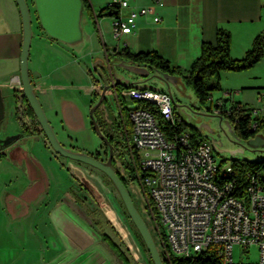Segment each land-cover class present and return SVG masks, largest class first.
I'll use <instances>...</instances> for the list:
<instances>
[{
	"label": "crops",
	"instance_id": "obj_1",
	"mask_svg": "<svg viewBox=\"0 0 264 264\" xmlns=\"http://www.w3.org/2000/svg\"><path fill=\"white\" fill-rule=\"evenodd\" d=\"M14 2L8 0L6 4L14 10V18L10 20L0 14V60L6 62L0 73V78L6 80L0 82V87L7 90L6 95L11 91L6 86L20 73L22 28ZM131 3L150 6L152 12L140 16L137 29L124 36L126 47L135 53L156 51L183 70L200 55L203 42H216L218 29L230 33L233 58H242L254 38L264 33V0H161L160 3L131 0ZM154 15L159 16L158 22L154 21ZM94 20L97 23L98 17ZM36 28L31 40L35 42V50L28 59L29 77L58 139L67 147L83 150L74 143L80 129L91 131V139H100L91 128L89 116L99 89L92 86L89 98H81L74 92V86L70 85V46L78 45L52 38ZM82 47L75 49L81 51ZM110 47L103 42L100 54L91 52L92 67L94 62L105 63L107 51L111 49L112 53L114 49ZM224 76L227 83L232 81L220 84L225 90L216 100L247 105L244 103L250 100L246 93L255 94L264 87L262 76L253 71L221 72L219 79L224 80ZM231 89H237L238 93L231 95ZM7 97L8 105L13 106V97ZM97 142L100 141H92L93 150ZM5 147V154L0 157V264H123L102 238L108 234L100 229L82 202L90 193L89 185L84 183L85 177L79 179L73 170L84 172L90 165L56 158L42 135H35L31 149L20 143ZM10 151H14L15 157L10 158Z\"/></svg>",
	"mask_w": 264,
	"mask_h": 264
},
{
	"label": "built area",
	"instance_id": "obj_2",
	"mask_svg": "<svg viewBox=\"0 0 264 264\" xmlns=\"http://www.w3.org/2000/svg\"><path fill=\"white\" fill-rule=\"evenodd\" d=\"M106 7L113 12L111 30L118 48L127 46L124 36L137 29V19L152 12L150 6H134L131 0H109ZM153 19L160 20L158 15ZM132 96L157 97L164 105V115H156L140 104L129 109V117L141 168L148 173L147 191L158 203L161 221L169 232L171 253L183 257L207 253L216 264H264V183L258 175L248 173L245 192L235 195L233 168L227 165L224 169L228 180L217 181L220 163L209 142L194 143L187 131L168 134L161 128L159 119L176 125L175 99L170 93L135 86L121 88L118 93V98ZM256 100L259 107L248 106L253 130L264 120V87L257 91ZM233 107L243 105L219 99L209 111L229 116ZM253 246L258 249L256 261L234 262L235 247L247 253Z\"/></svg>",
	"mask_w": 264,
	"mask_h": 264
},
{
	"label": "rangeland",
	"instance_id": "obj_3",
	"mask_svg": "<svg viewBox=\"0 0 264 264\" xmlns=\"http://www.w3.org/2000/svg\"><path fill=\"white\" fill-rule=\"evenodd\" d=\"M7 1L8 0H0V14L11 20L14 18V14L12 13L14 10L11 6L9 7L6 5ZM27 1L32 12V27L33 30L37 31L36 27L40 24L35 19L36 13L34 12L33 0ZM108 1L109 0H88L91 7L97 13L103 8H106ZM15 5L17 7L16 3ZM16 9H18V7ZM98 22L96 23L94 19L87 14H84L81 20V25L84 31V39L81 42L82 44H78V46H70V85L72 84L74 86V92L79 93L81 98L83 96L89 98L92 86L97 89L101 87V84H99L100 80L97 78L98 73L92 71L91 52L96 51L98 52L97 54H100L103 49V42L113 48L117 47L118 43L117 39L112 34L110 16H98ZM101 35L103 37H101ZM101 38H104V41ZM34 43L35 42L31 43L30 54L35 50ZM79 45H83L81 51L75 49V47H79ZM5 64V61L0 60V73H3L1 70H4ZM87 67L91 69L90 72L92 76L88 73L89 71H87ZM118 70L127 73L124 69L118 68ZM247 71H253V73L256 72L260 74L264 81V56L257 63L255 68L252 67ZM222 72L234 73L230 71ZM225 78L227 77L224 76V80H221L217 76H212L206 80V83L208 86H216L222 83L226 85L232 81L230 79V81H228L229 83H227ZM5 80V78H0V82L2 83H5ZM148 83L157 89L167 91V84L161 79L153 77ZM170 87L172 96L175 99L176 120H178L179 124L183 127V131H187L190 134L196 133L198 134L199 140H204L211 144L212 153L220 163L221 173L228 172L224 171V169L227 165H231L232 160L234 159H248L254 161L256 159L264 158V129L257 133L256 136H258L259 139L248 144L246 140H238L232 135L231 127L226 118L221 119L219 115L213 114L209 111V107L216 101L215 98L221 96L223 90H225L223 87H220V89H213L210 93L209 99L203 106L198 104L193 89L191 86L185 84L181 76H179L176 82L171 83ZM118 89L121 90V87H118ZM229 91L231 92V95L238 93L237 89H231ZM4 92H7V90L4 89ZM246 97L250 100L248 103H244L247 104V106L254 108L260 106L256 100V92L254 94V92L249 91L246 93ZM77 99L75 100L78 101L79 99ZM120 99V108L126 118V127L129 130L130 141H128V137L124 132L122 118H118L120 108L113 96L107 95L106 100H104V102H102V104L96 109L95 116L101 123V128L104 132L112 135L114 139L119 142L120 149H122L124 154L123 157L117 159V168L127 179L128 190L130 191L137 209L148 225L159 251L161 253L165 252V242L171 252V245L168 243L169 232L166 230L161 218L153 213V206H149L148 204V199L151 200L152 193L147 191V189L144 192L143 189L139 187L140 185H138V183L131 180V174L126 167V162L129 159L127 153L129 149L128 144L133 141L129 109L140 105V102L134 101L129 97H125L124 99L121 97ZM259 112L262 113V111ZM159 121L162 122L161 119H159ZM80 130L81 131L77 135L74 143L77 142L79 148H84L82 152H99L102 154L103 148L101 146V140L99 138V140H96L95 137H92L91 139V131L89 130ZM92 141H100L97 142L98 146L94 151H92ZM26 143L29 146L27 141ZM74 148V150L79 151L77 150V147ZM9 156L10 158L15 157L14 151H10ZM72 161L76 160H71L70 162ZM86 167L88 170H85L84 172L76 169L73 170V173L79 179L85 177L83 181L87 186L89 185L88 188L90 189V193L86 192L87 196L82 202H85L84 204L96 224H98L100 229L105 231L116 242V244L119 245L122 251L125 252L130 264H153L149 257L148 250L143 244L144 241H142L139 231L126 212L127 210L114 184L101 170L93 166ZM83 192H85V190H83ZM91 197H93V199L96 197L97 199L93 200ZM193 257H196V254H194ZM233 259L235 263L254 262L258 259V249L253 246L250 251L243 253L240 248L235 247L233 251Z\"/></svg>",
	"mask_w": 264,
	"mask_h": 264
},
{
	"label": "trees",
	"instance_id": "obj_4",
	"mask_svg": "<svg viewBox=\"0 0 264 264\" xmlns=\"http://www.w3.org/2000/svg\"><path fill=\"white\" fill-rule=\"evenodd\" d=\"M83 5H84V14H87L92 19H94L95 16L96 17L104 16V15L110 16L113 13L109 7L103 8L97 13L91 7L88 0H83ZM230 48H231L230 33L226 30L218 29L216 42L215 43L203 42L201 46L200 55L192 62L190 67L186 70H183L179 66L172 64L169 60L161 56L156 51L135 53L132 52L127 47L114 48L113 53L107 51V59L109 61L113 59L122 60V61L130 62L140 67H145L150 71V74L167 73L172 76L173 75L181 76L185 84L191 86V88L193 89L198 104L203 106L209 99L211 91L216 88L220 89L219 84L216 86L207 85L206 80L209 77L217 76L219 78V75L222 71L241 72L248 70L253 66H255L263 58L264 33H261L254 38L252 47L245 53V55L242 58H233L231 56ZM96 96L97 98L95 102L99 98L98 94H96ZM116 101H117V105L120 108L121 107L120 97L116 99ZM235 103L240 104L238 102ZM141 106L149 110H152L154 113L156 112L155 108L150 104L142 103ZM233 108L234 109L231 115L229 116L222 115L220 117L227 119V121L230 123L232 129L234 130V133L236 134L239 140H247L249 138H252L255 135H257L259 131L264 129V120L260 122V125L256 130L252 129L251 127L252 117L250 114L251 113L250 107H248L247 105H243V107L240 108H236V107ZM22 117L24 118V120L28 122L27 124H31L34 127L33 128L34 131H37L39 133L42 132V129L40 128L39 123L37 121L36 115L34 114L33 109L26 100H25V107L22 109ZM120 117L122 118V123H123L122 126H124L123 127L124 132L128 137V141H130L129 130L126 127V118L124 113H122L121 108H120V113L118 114V118ZM97 121L101 128V123L99 122L98 119ZM160 124H161V128L165 130L168 134H171L172 131L179 132L183 130V127L179 124L178 120H176L175 127H172L171 125L163 121L160 122ZM131 127H132V123H131ZM101 130L108 137L111 144L113 145V151H114L113 166L117 174L121 178V180L128 188L127 179L125 178L124 175H122V173L116 166L117 159L123 157L124 154L122 149H120L119 142L116 141L112 135L104 132L102 128ZM131 132H132V128H131ZM190 135L194 143L199 141L198 134L192 133ZM101 142H102V147L105 149V154L107 155L108 145L104 141ZM130 146H132V144L129 142L128 144L129 149L127 151L129 159L126 162V167L127 169H129V172L131 174V180H134L136 182V178H137V183H138V177L136 171L138 166L137 157H135V154H133L135 153L133 147ZM131 149L133 150V152ZM95 156L100 159L99 153H96ZM133 156L135 157V159H133L134 158ZM134 164L137 165L135 166ZM231 166L234 171L233 179H234L235 191L233 193L235 195L241 196L245 192L248 173L257 174L260 180L262 181V183H264V158L256 159L254 161L248 159H243V160L234 159L232 160ZM219 171H221V169ZM218 179H219L218 181H226L228 180V176L226 178H223L221 172H218ZM142 189L145 192L147 187H142ZM148 204L149 206H153L152 209L153 213L157 214V217L161 218V216L159 215L157 204L156 202H153L152 196H151V200L148 199ZM102 238L109 243V245L114 250L116 256L123 264H130V261L126 256L125 252L122 251L119 245L116 244L110 236L103 234ZM143 244L145 246L144 242ZM164 246H165V252L164 253L160 252L164 264H216L215 258H213L211 255H208L207 253L197 254L196 257L176 256L169 251V248L165 242H164Z\"/></svg>",
	"mask_w": 264,
	"mask_h": 264
},
{
	"label": "water",
	"instance_id": "obj_5",
	"mask_svg": "<svg viewBox=\"0 0 264 264\" xmlns=\"http://www.w3.org/2000/svg\"><path fill=\"white\" fill-rule=\"evenodd\" d=\"M15 3L17 4L19 10L22 28L20 73L15 79L22 84L21 96L28 101L37 117L46 139L57 153L93 166L108 176L117 189L131 220L139 231L153 264H164L160 251L148 225L137 209L130 191L113 167V147L108 137L101 131L94 116V111L101 104L103 99L107 98V95L113 96L115 100L118 99V93L120 92L118 87L127 88L135 86L158 90L148 83V81L153 77L165 81L167 84V92L172 95L170 84L176 82L179 76H172L167 73L150 74V71L145 67H140L130 62L117 59H113L111 61L107 59L105 63L100 65H97L96 62H94L93 70L98 73L103 86L99 94V98L91 106L89 113L95 133L108 145V156L106 160H101L88 153L69 149L65 147L56 137L38 99L34 85L29 77L28 59L31 40L33 37L32 12L30 5L27 0H15ZM33 5L40 27L50 37L70 45H78L83 41L84 31L81 25V20L84 15L83 0H33ZM118 68L124 69L127 73L124 71H118ZM174 106H176L175 103ZM4 116L5 104L0 88V123ZM228 124L231 127L229 122ZM231 131L232 135L238 139L232 127ZM257 139H259V137L255 135L246 141L248 144H251Z\"/></svg>",
	"mask_w": 264,
	"mask_h": 264
},
{
	"label": "flooded vegetation",
	"instance_id": "obj_6",
	"mask_svg": "<svg viewBox=\"0 0 264 264\" xmlns=\"http://www.w3.org/2000/svg\"><path fill=\"white\" fill-rule=\"evenodd\" d=\"M35 12V11H34ZM36 21H38L37 19V16L35 17ZM39 22V21H38ZM38 25V23H37ZM39 28L40 25H38ZM42 29V28H41ZM111 50V49H110ZM109 50V51H110ZM108 51V52H109ZM114 52V51H113ZM112 52V53H113ZM100 80V78H99ZM99 84H101V87L98 88V95L100 94L101 90H102V86H103V83L101 82V80L99 81ZM8 87L11 91H9V96L13 97V106H9L8 105V95H6V92L4 93V87H0L1 88V91H2V95H3V100H4V104H5V116L3 118V120L1 121L0 123V157H1V154H5V152L3 151L4 148H6L5 146H8L12 143H20V144H24L27 146V148L31 149L33 144H34V139H35V135H42L43 139H44V143L46 144V146L51 149L53 155L56 157V158H62V159H70L71 160H74V159H71L69 157H66V156H63L59 153H57L52 147L51 145L49 144L48 140L46 139L44 133H43V130L41 133L37 132V131H34L33 130V126L31 124H27L28 122L26 120H24V118L22 117V109L25 107V98L21 96V91H22V84L21 82H17V81H13L11 80L8 85L6 86ZM35 89V88H34ZM97 96L95 97L92 105L95 103V100H96ZM27 101V100H26ZM28 102V101H27ZM104 102V99L103 101ZM101 102V104H102ZM29 104V103H28ZM100 104V105H101ZM91 105V106H92ZM99 105V106H100ZM90 106V108H91ZM98 106V107H99ZM97 107V108H98ZM43 108V107H42ZM90 108H89V111H90ZM96 108V109H97ZM95 109V111H96ZM95 111H94V116H95ZM34 112V111H33ZM35 114V113H34ZM89 116H90V113H89ZM47 117V116H46ZM37 118V117H36ZM91 118V117H90ZM96 118V117H95ZM48 119V118H47ZM97 120V119H96ZM38 121V120H37ZM49 121V120H48ZM98 122V121H97ZM14 123V124H13ZM39 123V122H38ZM51 124V123H50ZM99 124V123H98ZM3 126V127H2ZM40 126V124H39ZM100 126V125H99ZM2 127V129H1ZM41 128V126H40ZM53 128V127H52ZM91 128L92 130L94 131L95 133V130H94V127H93V124H92V120H91ZM42 129V128H41ZM101 129V128H100ZM54 131V130H53ZM102 131V130H101ZM55 133V131H54ZM96 134V133H95ZM56 135V133H55ZM97 135V134H96ZM57 137V136H56ZM58 138V137H57ZM59 140V139H58ZM101 141H103L102 139H100ZM26 141L28 142L29 146L27 145ZM60 141V140H59ZM110 141V140H109ZM61 142V141H60ZM62 143V142H61ZM102 143V142H101ZM3 144H7L3 147ZM63 144V143H62ZM64 145V144H63ZM112 145V144H111ZM65 146V145H64ZM102 146V145H101ZM67 147V146H65ZM113 147V145H112ZM69 149H72L74 150L75 148L74 147H67ZM103 148V147H102ZM79 151H83L81 149H77ZM94 151V150H92ZM96 153H99V152H92V153H88L92 156H94L95 158H97L95 156ZM99 156H100V159L101 160H106L107 159V156L108 154L106 155L105 154V149L103 148V153H99ZM104 156V157H103ZM113 156H114V151H113ZM99 159V158H97ZM77 161V160H76ZM113 161V159H112ZM74 162V161H72ZM80 162V161H78ZM80 163H83V162H80ZM117 166V165H116ZM114 167V166H113ZM115 169V168H114ZM116 171V170H115ZM83 188V187H82ZM88 188V187H87ZM84 190V189H83ZM87 192V191H86ZM90 192V191H89ZM93 198V197H92ZM96 198V197H95ZM94 198V199H95ZM157 204V207H158V203L156 202Z\"/></svg>",
	"mask_w": 264,
	"mask_h": 264
},
{
	"label": "bare ground",
	"instance_id": "obj_7",
	"mask_svg": "<svg viewBox=\"0 0 264 264\" xmlns=\"http://www.w3.org/2000/svg\"><path fill=\"white\" fill-rule=\"evenodd\" d=\"M132 99L134 101L140 102L139 104H141V103L150 104L151 106H153L155 108V111L157 112V113L155 112L156 115H164V105L160 101V99H158L157 97H153V96H132ZM130 122L132 123V121H130ZM132 133H133V129H132ZM132 140H133L131 142L132 146H130V147H133V149L135 151V153H133V154H135V157H137L138 166H137L136 171H137V177H138V185H140L139 187H141V188L147 187L148 173L145 169L141 168L140 158H139L138 151L136 150V147H135V139H133V136H132ZM132 152H133V150H132ZM135 157L133 159H135ZM134 165L136 166L137 164H134ZM221 175L223 176V178H226L228 176V172L221 173ZM218 180L219 179H218V174H217V181ZM152 200H153V196H152ZM159 215H160V210H159Z\"/></svg>",
	"mask_w": 264,
	"mask_h": 264
}]
</instances>
